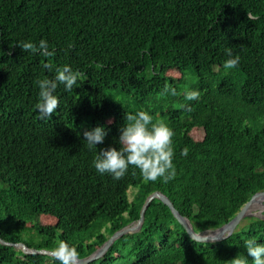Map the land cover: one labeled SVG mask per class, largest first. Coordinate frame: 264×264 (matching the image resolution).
Instances as JSON below:
<instances>
[{
    "label": "trees",
    "instance_id": "obj_1",
    "mask_svg": "<svg viewBox=\"0 0 264 264\" xmlns=\"http://www.w3.org/2000/svg\"><path fill=\"white\" fill-rule=\"evenodd\" d=\"M40 39L53 57L17 43ZM226 48L240 57L234 69L223 67ZM45 63L69 64L82 79L71 91L58 87L59 107L42 120L36 81L54 75ZM188 81L198 100H185ZM141 109L174 129L176 177L166 184L131 167L120 180L100 175L83 140L84 130L104 125L97 151L115 145L126 112ZM155 190L196 232L226 223L264 190V0H0V236L23 241L27 223L47 214L56 222L39 223L37 243L24 242L55 248L64 240L84 257L138 219ZM249 238L264 243V217L243 218L221 241L198 242L154 198L138 231L87 264H229L247 255ZM0 264L59 262L0 244Z\"/></svg>",
    "mask_w": 264,
    "mask_h": 264
},
{
    "label": "clouds",
    "instance_id": "obj_2",
    "mask_svg": "<svg viewBox=\"0 0 264 264\" xmlns=\"http://www.w3.org/2000/svg\"><path fill=\"white\" fill-rule=\"evenodd\" d=\"M249 18L253 17L249 15ZM17 43L23 51L31 52L32 54L45 58H51L55 55V49L50 47L46 39H40L39 42L19 41ZM225 54L227 59L223 63L224 69L236 68L240 61L239 55L234 54L231 48H226ZM43 67L53 71L54 75L51 78L44 77L36 81L38 100L35 108L42 120L51 118L59 107L60 102L56 95L58 87L63 86L66 91H71L82 79V73L79 70H74L69 64L53 66L51 63H45ZM163 91L171 96L178 95L177 89L171 85H165ZM199 95L196 90L186 89L184 91V98L187 101L198 100ZM108 131L104 125H97L91 129L84 130L82 134L83 140L87 142V148L95 152L92 164L97 173L100 175L107 174L114 180H120L126 176L131 167L134 172L138 171L142 178L148 182L159 181L166 184L175 179L176 165L174 163L175 149L173 142L175 132L165 121L154 120L153 115L143 109L127 111L124 123L120 126L119 136L115 145L101 147L97 151V145L104 144ZM188 154V147H184L180 152V155L184 157H187ZM23 243L26 244L25 242ZM244 247L247 255L237 254L229 261V264H249L248 257H251V264H264V243L259 242L255 238H249L244 241ZM43 249L51 250L52 255H44L50 256L53 261H58L59 264H76L77 258L87 257L96 250L84 257H78L77 248L64 240L58 241L55 248Z\"/></svg>",
    "mask_w": 264,
    "mask_h": 264
},
{
    "label": "water",
    "instance_id": "obj_3",
    "mask_svg": "<svg viewBox=\"0 0 264 264\" xmlns=\"http://www.w3.org/2000/svg\"><path fill=\"white\" fill-rule=\"evenodd\" d=\"M259 197L264 198V190L263 191H258L254 193L250 199H248L246 202H244L237 213L226 223L222 224L219 227L216 228H210V229H202L204 231H211L213 232L211 235H201L198 234L197 232L194 231L193 227L198 226L195 224H192L188 217L182 215L179 210L174 206L173 202L169 199L168 196H166L164 193L161 191H154L150 194H147L144 198L142 207L140 209V215L137 220L134 222H131L116 231H114L111 235L108 236V238L99 246L96 248V250L91 253L89 256L84 257V258H77L76 264H86L87 262L98 258L101 256L108 248L109 246L119 237H121L124 234H128L131 232L138 231L142 223L144 221V214L145 211L151 202L152 199L157 198L163 203H165L171 212L173 213L174 217L178 220V222L183 226V228L186 230L187 234L195 241L198 242H218L221 241L225 238H227L230 234H232L237 226L240 224L241 220L245 217L248 216H256V217H262V211L264 210V201L260 200ZM253 202H258L260 203V209L258 212H249L248 208ZM261 212V213H260ZM0 243L3 245H8L11 246L12 248L16 249L19 252L22 253H41V254H47V255H52L51 250L47 249H37L34 247H29L23 242L19 241H7L4 240L0 237Z\"/></svg>",
    "mask_w": 264,
    "mask_h": 264
},
{
    "label": "rangeland",
    "instance_id": "obj_4",
    "mask_svg": "<svg viewBox=\"0 0 264 264\" xmlns=\"http://www.w3.org/2000/svg\"><path fill=\"white\" fill-rule=\"evenodd\" d=\"M180 76L179 74H176V77ZM190 81V80H189ZM189 81L185 84V86H183L181 88V91L182 90H186V85L189 83ZM193 134H194V137L197 138V139H200L203 135L202 133V129H196L193 131ZM264 211V210H263ZM262 211V213H263ZM261 213V212H260ZM263 217V215H262ZM56 222V219H54L53 217H50L49 215L47 214H41V215H37L36 217H34L31 221H29L27 223V226L24 227L22 230H21V238L24 241L26 242H35L37 241L41 235L40 234H37L35 229L33 227H35L36 225H38L39 223H50V224H54ZM62 229L61 230H57V234H60L62 233ZM66 231H68L66 229ZM60 241V240H59ZM58 241H56V243H54V245L56 246ZM37 242H35L34 244H36ZM33 245V244H31Z\"/></svg>",
    "mask_w": 264,
    "mask_h": 264
},
{
    "label": "bare ground",
    "instance_id": "obj_5",
    "mask_svg": "<svg viewBox=\"0 0 264 264\" xmlns=\"http://www.w3.org/2000/svg\"><path fill=\"white\" fill-rule=\"evenodd\" d=\"M35 67V66H34ZM26 72V71H25ZM26 76V75H25ZM78 88V87H77ZM83 89V88H82ZM97 96V95H96ZM93 111V110H92ZM83 112V111H82ZM84 115V114H83ZM53 116V115H52ZM51 135V134H50ZM173 192V191H172ZM175 194V193H174ZM259 199L260 200H262V201H264V198H262V197H259ZM261 204L260 203H258V202H253L250 206H249V208H248V211L249 212H258L257 211V209H258V207L260 206ZM195 231V230H194ZM196 232V231H195ZM198 234H201V235H211L213 232H211V231H204V230H202V231H199V232H197ZM203 233H205V234H203Z\"/></svg>",
    "mask_w": 264,
    "mask_h": 264
}]
</instances>
